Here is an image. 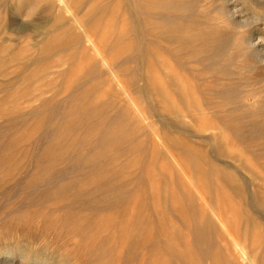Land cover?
I'll return each mask as SVG.
<instances>
[{"label": "rangeland", "instance_id": "obj_1", "mask_svg": "<svg viewBox=\"0 0 264 264\" xmlns=\"http://www.w3.org/2000/svg\"><path fill=\"white\" fill-rule=\"evenodd\" d=\"M227 1L0 0V264H264V9Z\"/></svg>", "mask_w": 264, "mask_h": 264}, {"label": "bare ground", "instance_id": "obj_2", "mask_svg": "<svg viewBox=\"0 0 264 264\" xmlns=\"http://www.w3.org/2000/svg\"><path fill=\"white\" fill-rule=\"evenodd\" d=\"M228 1H230V0H228ZM246 2H249L248 4L251 3L256 10L257 9H264V0H246ZM245 4H247V3H245ZM236 6L237 5H235L234 2H232L231 5L229 4V7L232 9H235ZM232 17L236 18L237 15L235 16V14H234V15H232ZM237 18H242V16H239ZM233 23H235V22H233ZM262 35H264V32L260 34V31H258V29H257L253 32H250L249 38L247 37L248 39L246 41L247 47L251 50V53L253 54L252 56H254L256 61L259 64H261L260 68L264 67V36L262 37ZM256 61L255 62L253 61V63L255 64ZM0 260H5V259H0ZM12 263H13L12 259H10L9 262H6V264H12Z\"/></svg>", "mask_w": 264, "mask_h": 264}]
</instances>
